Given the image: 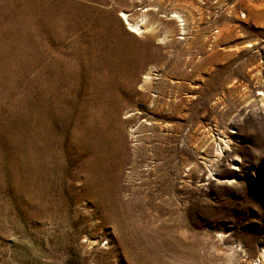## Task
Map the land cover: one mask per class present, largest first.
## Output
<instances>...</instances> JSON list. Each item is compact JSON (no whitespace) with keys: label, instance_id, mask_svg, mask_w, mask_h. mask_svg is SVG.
Masks as SVG:
<instances>
[{"label":"rangeland","instance_id":"rangeland-1","mask_svg":"<svg viewBox=\"0 0 264 264\" xmlns=\"http://www.w3.org/2000/svg\"><path fill=\"white\" fill-rule=\"evenodd\" d=\"M0 264H264V0H0Z\"/></svg>","mask_w":264,"mask_h":264},{"label":"bare ground","instance_id":"bare-ground-1","mask_svg":"<svg viewBox=\"0 0 264 264\" xmlns=\"http://www.w3.org/2000/svg\"><path fill=\"white\" fill-rule=\"evenodd\" d=\"M143 22H144V19L142 18L140 21H137V22L130 24V27L132 29H136L137 31H140L141 27H139V26H142ZM148 77H149V74H147V76L145 78V82H148Z\"/></svg>","mask_w":264,"mask_h":264}]
</instances>
